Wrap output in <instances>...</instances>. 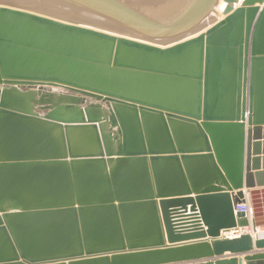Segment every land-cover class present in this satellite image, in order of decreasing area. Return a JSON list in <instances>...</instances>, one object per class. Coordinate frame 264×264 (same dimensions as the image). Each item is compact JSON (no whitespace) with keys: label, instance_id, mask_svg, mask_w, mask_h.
I'll return each instance as SVG.
<instances>
[{"label":"water","instance_id":"water-1","mask_svg":"<svg viewBox=\"0 0 264 264\" xmlns=\"http://www.w3.org/2000/svg\"><path fill=\"white\" fill-rule=\"evenodd\" d=\"M220 1L0 0V264H264V0Z\"/></svg>","mask_w":264,"mask_h":264},{"label":"built area","instance_id":"built-area-1","mask_svg":"<svg viewBox=\"0 0 264 264\" xmlns=\"http://www.w3.org/2000/svg\"><path fill=\"white\" fill-rule=\"evenodd\" d=\"M235 211H236V212H243V213H245L249 218H251L252 215H253L252 206H251V204H250V202H249L248 199H246L245 202H242V203L237 204L236 207H235ZM248 231L250 232V230H248ZM259 232H264V228L259 229ZM250 233H253V231L250 232Z\"/></svg>","mask_w":264,"mask_h":264},{"label":"crops","instance_id":"crops-1","mask_svg":"<svg viewBox=\"0 0 264 264\" xmlns=\"http://www.w3.org/2000/svg\"><path fill=\"white\" fill-rule=\"evenodd\" d=\"M246 230H250V232H252V229L249 227V228H247ZM258 251H260V252H262L261 250H258ZM254 252H256V251H253V252H250V253H243V254H237V255H232V254H230V253H225L223 256H222V258H224V257H230V256H236L237 258H243L244 259V257L246 256V255H248V254H253ZM244 261V260H243ZM243 264H246V261H244L243 262Z\"/></svg>","mask_w":264,"mask_h":264},{"label":"bare ground","instance_id":"bare-ground-1","mask_svg":"<svg viewBox=\"0 0 264 264\" xmlns=\"http://www.w3.org/2000/svg\"><path fill=\"white\" fill-rule=\"evenodd\" d=\"M223 8H224V2L221 0L219 5L216 7V11L219 13V18H223Z\"/></svg>","mask_w":264,"mask_h":264},{"label":"rangeland","instance_id":"rangeland-1","mask_svg":"<svg viewBox=\"0 0 264 264\" xmlns=\"http://www.w3.org/2000/svg\"><path fill=\"white\" fill-rule=\"evenodd\" d=\"M5 5H9V4H5ZM41 13V12H40ZM45 14V13H44ZM62 19V18H61ZM218 19H220L219 17H217L215 20H218ZM70 21V20H69ZM207 26H209V24L207 25ZM206 26V27H207ZM119 33H121V32H119Z\"/></svg>","mask_w":264,"mask_h":264}]
</instances>
